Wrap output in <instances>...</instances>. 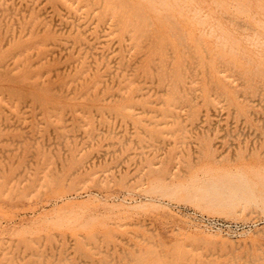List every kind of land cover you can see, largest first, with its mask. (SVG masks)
Listing matches in <instances>:
<instances>
[{
  "label": "rangeland",
  "instance_id": "374dc122",
  "mask_svg": "<svg viewBox=\"0 0 264 264\" xmlns=\"http://www.w3.org/2000/svg\"><path fill=\"white\" fill-rule=\"evenodd\" d=\"M0 264H264V0H0Z\"/></svg>",
  "mask_w": 264,
  "mask_h": 264
},
{
  "label": "bare ground",
  "instance_id": "6f19581e",
  "mask_svg": "<svg viewBox=\"0 0 264 264\" xmlns=\"http://www.w3.org/2000/svg\"><path fill=\"white\" fill-rule=\"evenodd\" d=\"M167 1H168V0H167ZM128 2H129V1H128ZM148 2H149V1H148ZM152 2H153V1H152ZM161 2H162V1H161ZM184 2H185V1H184ZM121 3H122V2H121ZM178 3H179V2H178ZM180 3H181V2H180ZM122 4H123V3H122ZM156 4H157V3H156ZM223 4H224V3H223ZM229 4H230V3H229ZM185 5H186V4H185ZM231 5H232V4H231ZM150 6H151V5H150ZM156 6H157V5H156ZM165 6H166V5H165ZM139 7H140V6H139ZM200 7H201V6H200ZM219 7H220V6H219ZM221 7H222V6H221ZM101 8H102V7H101ZM160 9H161V8H160ZM196 9H197V8H196ZM183 10H184V9H183ZM148 11H149V10H148ZM218 11H219V10H218ZM178 12H180V11H178ZM211 12H212V11H211ZM215 12H216V11H215ZM225 12H226V11H225ZM225 12H224V13H225ZM110 13H111V12H110ZM213 13H214V12H213ZM238 14H239V13H238ZM128 15H129V14H128ZM110 16H111V15H110ZM135 16H136V15H135ZM220 16H221V15H220ZM242 16H243V15H242ZM258 16H259V15H258ZM104 17H105V16H104ZM210 17H211V16H210ZM218 17H219V16H218ZM122 18H123V17H122ZM219 18H220V17H219ZM225 18H226V17H225ZM190 19H192V18H190ZM195 19H196V18H195ZM207 19H208V18H207ZM245 19H246V18H245ZM117 20H118V19H117ZM129 20H130V19H129ZM209 20H210V19H209ZM223 20H224V19H223ZM229 20H231V19H229ZM120 21H121V20H120ZM206 23L208 24V22H206ZM206 23H205V24H206ZM225 24H226V23H225ZM76 25H77V24H76ZM150 25H151V24H150ZM187 25H188V24H187ZM202 26H203V25H202ZM206 26H207V25H206ZM230 26H231V25H230ZM222 27H223V26H222ZM232 27H233V26H232ZM161 28H162V27H161ZM204 28H205V27H204ZM121 29H122V28H121ZM225 29H226V28H225ZM239 29H240V28H239ZM248 29H249V27H248ZM217 30H218V29H217ZM231 30H232V29H231ZM233 30H234V29H233ZM245 30H246V29H245ZM125 31H126V30H125ZM163 31H164V29H163ZM115 32H116V31H115ZM185 32H186V31H185ZM240 32H241V31H240ZM200 33H201V32H200ZM232 33H233V32H232ZM234 33H236V32H234ZM247 33H248V32H247ZM257 33H258V32H257ZM98 34H99V33H98ZM206 34H207V33H206ZM230 34H231V33H230ZM251 34H252V33H251ZM225 35H226V34H225ZM257 35H258V34H257ZM228 37H229V36H228ZM240 37H241V36H240ZM232 38H233V37H232ZM149 39H150V38H149ZM174 39H175V38H174ZM197 39H199V38H197ZM201 39H202V38H201ZM227 39H228V38H227ZM241 39H242V38H241ZM231 40H232V39H231ZM70 41H71V40H70ZM238 41H241V40H238ZM199 42H200V41H199ZM251 42H252V41H251ZM251 42H250V43H251ZM153 43H154V42H153ZM232 43H233V42H232ZM72 44H73V43H72ZM170 44H171V43H170ZM168 45H169V44H168ZM94 46H95V45H94ZM94 46H93V47H94ZM108 46H109V45H108ZM215 46H216V45H215ZM235 46H236V45H235ZM238 46H239V45H238ZM86 47H87V46H86ZM255 47H256V46H255ZM202 48H203V47H202ZM212 48H213V47H212ZM246 48H247V47H246ZM184 49H185V48H184ZM207 49H208V48H207ZM251 49H252V48H251ZM254 49H255V48H254ZM256 49H257V48H256ZM193 50H194V49H193ZM193 50H192V51H193ZM208 50H209V49H208ZM210 50H211V49H210ZM218 50H219V49H218ZM227 50H228V49H227ZM132 51H133V50H132ZM254 51H255V50H254ZM142 52H143V51H142ZM193 52H195V50H194ZM217 52H218V51H217ZM217 52H216V53H217ZM241 52H242V51H241ZM252 52H253V51H252ZM255 52H256V51H255ZM148 53H149V52H148ZM161 53H162V52H161ZM210 53H211V52H210ZM243 53H244V52H243ZM180 54H181V53H180ZM248 54H249V53H248ZM259 54H260V53H259ZM142 55H143V54H142ZM142 55H141V56H142ZM156 55H157V54H156ZM204 55H205V54H204ZM228 55H229V54H228ZM232 55H233V53H232ZM245 55H246V54H245ZM107 56H108V55H107ZM161 56H162V55H161ZM176 56H177V55H176ZM191 56H192V55H191ZM202 56H203V55H202ZM223 56H224V55H223ZM223 56H222V57H223ZM241 56H243V55H241ZM261 56H262V55H261ZM144 57H145V56H144ZM187 57H188V56H187ZM196 57H197V56H196ZM212 58H213V56H212ZM250 58H251V57H250ZM203 59H204V57H203ZM234 59H235V58H234ZM252 59H254V58H252ZM156 60H157V59H156ZM197 60H198V59H197ZM204 60H205V59H204ZM158 61H159V60H158ZM177 61H178V60H177ZM184 61H185V60H184ZM112 62H113V61H112ZM256 62H257V61H256ZM202 63H203V62H202ZM206 63H207V62H206ZM245 63H246V62H245ZM247 63H248V62H247ZM126 64H127V63H126ZM134 64H135V63H134ZM184 64H185V63H184ZM193 64H194V63H193ZM195 64H196V63H195ZM208 64H209V63H208ZM219 64H221V63H219ZM222 64H223V63H222ZM238 64H239V63H238ZM254 64H255V62H254ZM169 65H170V63H169ZM196 65H197V64H196ZM104 66H105V65H104ZM184 66H185V65H184ZM236 66H237V65H236ZM18 67H19V66H18ZM126 67H127V66H126ZM168 67H169V66H168ZM192 67H194V66H192ZM209 67H210V66H209ZM223 67H224V66H223ZM232 67H233V66H232ZM232 67H231V68H232ZM158 68H159V67H158ZM247 68H248V67H247ZM250 68H251V67H250ZM250 68H249V69H250ZM131 69H132V68H131ZM187 69H188V68H187ZM168 70H169V69H168ZM148 71H149V70H148ZM207 71H208V70H207ZM227 71H228V70H227ZM253 71H254V70H253ZM186 72H187V70H186ZM200 72H201V71H200ZM187 73H188V72H187ZM187 73H186V74H187ZM209 74H210V73H209ZM252 74H253V73H252ZM234 75H235V74H234ZM242 75H243V74H242ZM244 75H245V74H244ZM246 75H247V74H246ZM248 75H249V74H248ZM253 75H254V74H253ZM144 76H145V75H144ZM178 76H179V75H178ZM183 76H184V75H183ZM193 76H194V75H193ZM203 76H204V75H203ZM211 76H212V75H211ZM141 77H142V76H141ZM179 77H180V76H179ZM200 77H201V76H200ZM213 77H214V76H213ZM173 78H174V77H173ZM218 78H219V77H218ZM230 78H231V77H230ZM243 78H244V77H243ZM255 78H256V76H255ZM191 79H192V78H191ZM211 79H212V78H211ZM172 80H173V79H172ZM212 80H213V79H212ZM225 80H226V79H225ZM238 80H239V79H238ZM248 80H249V79H248ZM142 81H143V80H142ZM177 81H178V80H177ZM198 81H201V80H198ZM230 81H231V80H230ZM254 81H255V80H254ZM254 81H253V82H254ZM143 82H144V81H143ZM187 82H188V81H187ZM208 82H209V81H208ZM213 82H214V81H213ZM237 82H238V81H237ZM241 82H242V81H241ZM100 83H101V82H100ZM136 83H137V82H136ZM136 83H135V84H136ZM225 83H226V82H225ZM248 83H250V82H248ZM248 83H247V84H248ZM139 84H140V81H139ZM206 84H207V83H206ZM206 84H205V85H206ZM208 84H209V83H208ZM211 84H212V83H211ZM232 84H233V83H232ZM173 85H174V84H173ZM224 85H225V84H224ZM234 85H235V84H234ZM241 85H242V84H241ZM192 86H193V85H192ZM196 86H197V85H196ZM161 87H162V86H161ZM181 87H182V86H181ZM223 87H224V86H223ZM136 88H137V87H136ZM204 88H205V87H204ZM187 89H188V88H187ZM207 89H208V88H207ZM207 89H206V90H207ZM224 89H225V88H224ZM224 89H223V90H224ZM173 90H174V89H173ZM185 91H186V89H185ZM209 91H210V90H209ZM188 92H189V91H188ZM196 92L198 93V91H196ZM207 92H208V91H207ZM220 93H221V92H220ZM235 93H236V92H235ZM130 94H131V93H130ZM180 94H181V93H180ZM193 94H194V93H193ZM236 94H237V93H236ZM119 95H120V94H119ZM195 95H196V94H195ZM197 95H198V94H197ZM209 95H211V94H208V96H209ZM128 96H129V95H128ZM140 96H141V95H140ZM140 96H139V97H140ZM182 96H183V95H182ZM126 97H127V96H126ZM171 97H172V96H171ZM171 97H170V98H171ZM227 97H228V96H227ZM193 98H194V97H193ZM180 99H182V98H180ZM194 99H195V98H194ZM189 100H190V99H189ZM171 101H172V99H171ZM191 101H192V100H191ZM24 103H25V101H24ZM146 103H147V102H146ZM181 103H182V102H181ZM184 104H185V103H184ZM186 104H187V103H186ZM192 104H193V103H192ZM193 105H194V104H193ZM173 106H174V105H173ZM179 111H180V110H179ZM155 112H156V111H155ZM159 112H160V111H159ZM194 113H195V112H194ZM158 116H160V115H158ZM197 116H198V115H197ZM226 187H227V186H226ZM225 189H226V188H225Z\"/></svg>",
  "mask_w": 264,
  "mask_h": 264
}]
</instances>
